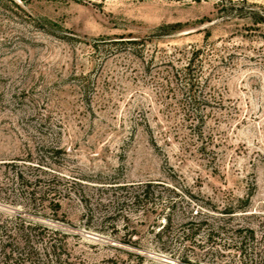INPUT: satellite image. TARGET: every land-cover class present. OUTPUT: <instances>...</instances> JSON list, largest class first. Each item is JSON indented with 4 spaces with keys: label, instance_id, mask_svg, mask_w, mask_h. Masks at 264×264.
Returning <instances> with one entry per match:
<instances>
[{
    "label": "rangeland",
    "instance_id": "1",
    "mask_svg": "<svg viewBox=\"0 0 264 264\" xmlns=\"http://www.w3.org/2000/svg\"><path fill=\"white\" fill-rule=\"evenodd\" d=\"M248 1L264 7V0ZM218 2L0 0V160L49 146L64 151L50 159V177L92 173L131 182L175 175L180 189L186 185L197 196L183 202L184 213L208 208L207 200L219 211L248 197L246 214L230 222L261 229L264 23L221 15ZM175 22L169 32L159 28ZM129 39L138 41L119 42ZM193 49L191 78L198 82L190 95L198 103L192 104L173 72ZM61 202L65 216L4 203L0 209L69 233V245L88 263L110 264L105 259L116 252L73 234L173 262L86 231L79 203ZM207 258L201 260L222 264Z\"/></svg>",
    "mask_w": 264,
    "mask_h": 264
},
{
    "label": "trees",
    "instance_id": "2",
    "mask_svg": "<svg viewBox=\"0 0 264 264\" xmlns=\"http://www.w3.org/2000/svg\"><path fill=\"white\" fill-rule=\"evenodd\" d=\"M218 10L221 15L248 18L254 26L264 23V7L258 9L248 0H219ZM179 24L167 23L159 28L169 27L165 31L169 32ZM123 41L138 40L119 42ZM197 53L198 49H193L185 67L173 72L175 79L183 81L192 104L198 103L197 96L190 95L198 82L191 78ZM198 114L202 122L203 116ZM63 152L41 146L35 155L29 151L26 156L0 160V203L50 217V209L54 216L66 215L60 211L62 199L75 200L82 208L80 219L86 231L108 235L112 241L152 250L173 260L170 263L112 243L100 244L72 235L89 247L103 245L114 250L116 253L105 259L110 264H207L201 260L205 257L206 261L213 259L222 264H264V220L261 229L230 222L247 211L248 197L227 203L219 211L214 202L207 200L208 208L184 213L183 202L190 203L197 196L186 185L180 189L175 175L168 181L131 182L92 173L79 177L52 172L50 177V159ZM139 224H145L152 237L144 238ZM69 235L24 213L0 209V264H95L85 261L69 245Z\"/></svg>",
    "mask_w": 264,
    "mask_h": 264
},
{
    "label": "water",
    "instance_id": "3",
    "mask_svg": "<svg viewBox=\"0 0 264 264\" xmlns=\"http://www.w3.org/2000/svg\"><path fill=\"white\" fill-rule=\"evenodd\" d=\"M165 260V259H164Z\"/></svg>",
    "mask_w": 264,
    "mask_h": 264
}]
</instances>
